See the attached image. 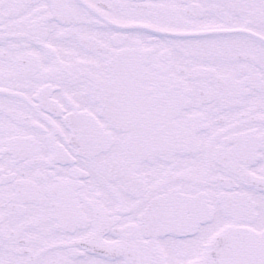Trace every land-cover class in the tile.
<instances>
[{
	"label": "snow or ice",
	"instance_id": "snow-or-ice-1",
	"mask_svg": "<svg viewBox=\"0 0 264 264\" xmlns=\"http://www.w3.org/2000/svg\"><path fill=\"white\" fill-rule=\"evenodd\" d=\"M0 264H264V0H0Z\"/></svg>",
	"mask_w": 264,
	"mask_h": 264
}]
</instances>
